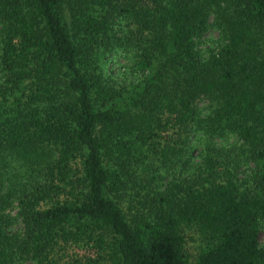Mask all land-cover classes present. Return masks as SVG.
<instances>
[{
  "label": "trees",
  "instance_id": "1",
  "mask_svg": "<svg viewBox=\"0 0 264 264\" xmlns=\"http://www.w3.org/2000/svg\"><path fill=\"white\" fill-rule=\"evenodd\" d=\"M260 221L264 0H0V264H264Z\"/></svg>",
  "mask_w": 264,
  "mask_h": 264
},
{
  "label": "rangeland",
  "instance_id": "2",
  "mask_svg": "<svg viewBox=\"0 0 264 264\" xmlns=\"http://www.w3.org/2000/svg\"><path fill=\"white\" fill-rule=\"evenodd\" d=\"M220 41V34L219 32L213 27L210 26L208 30L204 33L203 37L201 38V46L204 47H212L215 44H217ZM109 63L108 71L111 74V78H113L116 82H120L124 79V75L121 73H118V71H121V66L125 62V60L121 57H116ZM125 78V84H128L129 81L133 80L132 76L133 74H127ZM120 84V83H119ZM205 102H200V106L203 108V111H205L204 108ZM217 141L220 144H224L226 147L236 145L239 143V140L236 138L234 134L228 133L225 137H222L220 139H217ZM197 147V146H196ZM241 170H248V167L245 165V163L242 165ZM195 241H188L189 244V252H194V246ZM258 244L262 247H264V223L263 221H260V227L258 231ZM188 246V245H187Z\"/></svg>",
  "mask_w": 264,
  "mask_h": 264
}]
</instances>
